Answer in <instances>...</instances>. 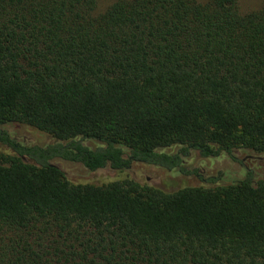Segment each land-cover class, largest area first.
<instances>
[{
    "label": "trees",
    "instance_id": "trees-1",
    "mask_svg": "<svg viewBox=\"0 0 264 264\" xmlns=\"http://www.w3.org/2000/svg\"><path fill=\"white\" fill-rule=\"evenodd\" d=\"M10 124L57 143L23 146ZM0 145V264H264L251 173L167 193L54 164L191 175L192 152L264 155V0H0Z\"/></svg>",
    "mask_w": 264,
    "mask_h": 264
},
{
    "label": "rangeland",
    "instance_id": "rangeland-1",
    "mask_svg": "<svg viewBox=\"0 0 264 264\" xmlns=\"http://www.w3.org/2000/svg\"><path fill=\"white\" fill-rule=\"evenodd\" d=\"M117 0H97L98 11H106ZM205 2L206 0H198ZM240 6L244 12L257 10L261 7V0H240ZM10 138L17 143L31 147H48L57 143L50 135L33 129L27 125L10 124L3 127ZM95 148L94 142L86 143ZM180 147H172L161 150L169 155L177 154ZM0 151L7 152L0 145ZM185 168L192 172L184 175L178 170L167 171L147 164L133 162L123 171H113L109 168L97 172H90L84 166L67 162L61 159L54 160L57 165L74 184L103 185L112 181L133 180L142 185H147L167 193H175L185 188L214 189L228 186L252 174L254 182H264V155L249 150H236L232 156L222 154L217 158H203L197 152L190 153L184 159ZM197 172V173H196ZM215 179L210 182L209 180Z\"/></svg>",
    "mask_w": 264,
    "mask_h": 264
}]
</instances>
